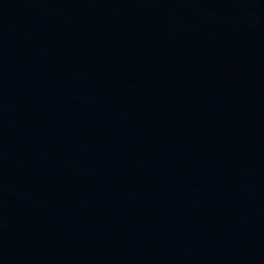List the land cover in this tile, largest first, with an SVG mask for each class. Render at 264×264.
<instances>
[{"label":"water","instance_id":"95a60500","mask_svg":"<svg viewBox=\"0 0 264 264\" xmlns=\"http://www.w3.org/2000/svg\"><path fill=\"white\" fill-rule=\"evenodd\" d=\"M0 264H264V0H0Z\"/></svg>","mask_w":264,"mask_h":264}]
</instances>
